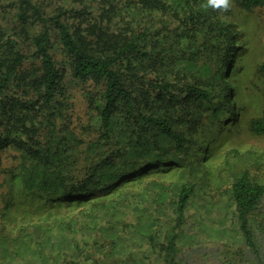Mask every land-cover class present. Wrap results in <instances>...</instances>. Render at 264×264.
<instances>
[{
    "label": "trees",
    "instance_id": "16d2710c",
    "mask_svg": "<svg viewBox=\"0 0 264 264\" xmlns=\"http://www.w3.org/2000/svg\"><path fill=\"white\" fill-rule=\"evenodd\" d=\"M203 1L3 0V3L0 0V148L6 140H14L17 147L27 148L29 158L35 154L44 164H58V150L63 146L62 141L57 138L53 143L55 151H52L51 140H47V137L44 142L40 139L39 131H49L52 125L51 131L54 132L56 123L53 115L63 117L65 77L68 75L84 83L91 81L99 89L96 98L100 104L91 118V125L96 126L98 133L94 143L107 146L103 151L105 159H102V154L97 165V168H102L103 176L92 178L93 167L85 164V172L71 171L58 189L44 193L42 188H36L31 180L17 173L22 178V192L29 195L30 201L33 199L30 193L34 192L57 196L58 204L85 206L90 199L95 198V201L98 200L95 206L100 204L102 208H107L109 205L103 202L111 192L119 190L122 195L126 194L128 191L125 188L134 181L141 180L145 175L165 171L155 170V165L161 166V162L165 161L169 163L168 166L173 162L185 166V162H191L194 153L190 151L195 147L192 145V132L209 116L206 106H210L214 112L224 109L227 114L237 115L238 86L233 81L236 72L231 56L241 33L230 25H223L222 21L214 20V14L223 13L220 8H210L212 20L207 18V25L195 27L193 21L205 17L206 11L195 13L191 5L193 2L202 5ZM238 2L244 9L264 5V0ZM2 20L14 23L15 28L22 26L19 29L23 36L28 33L26 46L17 38L19 31L8 32L5 26L8 23H2ZM189 22L193 29L202 34L201 45L208 52V62L201 66L200 72L175 68L177 60H192L197 53H202L192 49L186 55L181 49L182 45L189 46L185 42L189 38V26L186 27ZM177 24L179 26L175 27ZM212 31L219 37L217 45L212 44ZM55 45L61 54L59 61L52 52ZM257 71L264 79V61L258 65ZM239 94L243 98V93ZM39 116H46L47 124L37 128L35 122ZM248 126L257 134L264 133V116L252 117ZM124 129H129L130 134L122 141L119 135ZM22 136L29 142L21 140ZM133 136L138 141L131 144ZM143 139L145 141L140 146L141 150L136 149L137 156L129 157L135 158L134 163L140 164L119 162L124 171L120 181L116 180V175L113 178L111 171L106 172V166H114L113 161L117 162L123 157L129 147H138L139 141ZM171 150H175L178 157L173 160L160 159V156L167 155ZM149 158L150 161L141 162ZM142 163L143 166L139 167ZM59 171H54L58 172L57 177L60 176ZM136 171L142 172L137 175ZM133 172L136 175L127 181L126 177ZM49 174L51 171L46 168L41 177L45 178ZM251 179L248 171H243L233 180L229 191L233 214L241 234L246 244L254 247L250 214L264 195V183ZM123 180L126 182L122 183ZM193 193L194 184L184 182L176 190L171 213L158 206L138 215L141 219L134 218L131 230L139 224L144 227L153 224L143 233L144 246L149 254L152 252L157 256L156 261L159 262H153L150 255L140 254L145 264L173 263L180 238L179 229L187 216ZM11 197L18 203V199ZM56 203L43 202L32 210L18 207L15 214L8 216L16 222L19 221L17 217L22 216L18 215L19 211H25L24 215L27 216L38 211L37 208L42 205L52 206ZM104 214L108 215L106 210ZM4 215L5 212L0 210V217ZM113 215L106 220L109 221L106 232L110 231V235L105 239L109 241L110 250L116 249L120 232H126V225L130 224L119 216L112 218ZM173 217L174 229L161 226L163 222L168 226ZM53 218L40 232L33 231L36 228L34 224L20 228L19 234L22 231L32 234L28 241L33 250L40 242L43 243L40 247L42 252L49 246H60L58 242L61 240L64 245L54 254L58 264H86L87 258L81 257L82 253L88 250L99 253L103 248L105 240L99 234H96V238L90 234L78 238L73 233V223L63 220L65 229H61L53 222ZM78 224L92 231L90 222ZM49 225L55 226L50 230ZM51 238L57 240L51 241Z\"/></svg>",
    "mask_w": 264,
    "mask_h": 264
},
{
    "label": "rangeland",
    "instance_id": "374dc122",
    "mask_svg": "<svg viewBox=\"0 0 264 264\" xmlns=\"http://www.w3.org/2000/svg\"><path fill=\"white\" fill-rule=\"evenodd\" d=\"M238 1L230 0V7L226 11L221 9L224 14H214L213 17L214 20L217 19V22L222 21L223 25H230L241 33L231 56L232 66L236 72L233 81L238 86V112L237 115L227 114L224 109L214 112L210 106H206L209 108V116L205 117L192 132L194 138L192 145L195 147L190 152L194 154L191 155V162H185V166L175 162L168 166L169 163H164L165 161L161 162V166L155 165V170L164 169L165 171L145 175L140 178L141 180L134 181L125 188L128 191L126 194L122 195L119 190L111 192L103 202L109 205L107 208H102L100 204L95 206V202L98 201H95V198L90 199L85 206L74 203L58 204L57 196L34 192L30 193V197L33 198L30 201L29 195L22 192L23 177L31 180L36 188H42L44 193H51L63 184L71 171L85 172V164L93 167L92 178L103 176L102 168H97V165L100 164L101 155L107 146L99 142L94 143L98 133L96 126L91 125V118L96 114L95 109L100 104V100L96 98L99 89L91 81L85 83L75 81L68 75L64 79L66 100L62 110L63 117L57 118V114L53 115L56 130L51 131L52 125L49 131L38 129L39 133L41 132L40 139L44 142L51 140L52 151H55L53 143L56 139L62 141L63 146L58 150L59 163L44 164L35 154L29 158L25 146L20 148L14 144L16 143L14 140L5 141L4 146L0 148V210L5 212V215L0 217V264H58L54 254L57 249H61L60 246L64 245L63 241L58 242L60 246H49L42 252L40 248L43 246L42 242L36 249L31 248L28 240L32 234H29V231H22L19 234L22 227L32 224L36 227L33 231L40 232L52 217H55L53 222L61 229H65L63 220L73 223V233L77 234L78 238H81L83 234H90L96 238V234H99L105 240L99 253L88 250L89 252L81 254V257L87 258L86 264H145L146 261L140 254L150 255L153 262H159L156 261L157 256L152 252L149 254L144 246L143 233L146 229L152 228L153 224L146 227L139 224L134 226L135 228L132 227V230L130 228L134 218L154 207L162 206L171 213L176 190L184 182L194 184V193L187 207V216L179 229L180 238L172 264H264V195L250 214L254 241V247H250L246 244L239 223L233 214L229 191L233 180L245 170L248 171L252 181L264 183V133L257 134L248 126V121L252 117L264 116V79L257 71L258 65L264 61V5L244 9ZM191 6L195 13L206 11L205 17L202 16L193 21L195 27L207 25V18L212 20V13L209 14V10L213 7L208 6V0H204L202 5L199 2H193ZM5 22L8 23L5 25L8 32L19 31L17 38L26 46L28 33L23 36L22 30L19 29L22 26L15 28L14 23L2 20V23ZM178 26L179 24L175 27ZM188 26L189 38L185 42H188L189 46L182 45L183 53L187 55L192 49L202 53H197L192 60L188 58L177 60L175 68L200 72L201 66L208 62V52L201 45L202 34L192 28L191 22L186 27ZM27 29L26 27V31ZM214 31L211 32V41L213 45H217L219 37ZM207 34L209 36V32ZM52 52L59 61L61 54L56 49V45ZM240 92L243 93V98ZM46 124V116H39L35 122L37 128ZM129 131L124 129L119 138L125 141L130 134ZM21 140L28 141L25 136H22ZM136 141L138 138L133 136L131 144ZM144 141V139L140 140L138 147H129L124 151L123 157L117 162L113 161L114 166L104 168L106 172L111 171L113 178L116 175V180H119L124 172L119 162L133 164L135 158L129 157L137 156L136 149L141 150L140 146ZM161 142L164 144V140ZM132 153L134 154L131 155ZM103 157L102 159H105L106 156L103 154ZM160 157L164 160H173L172 158L178 155L175 150H171L167 155ZM150 159H143L141 162L150 161ZM141 166L143 163L139 167ZM46 168L51 171V174L42 178V171H46ZM55 170H60L59 177H57L58 172L54 173ZM136 172L139 175L138 172L142 171ZM136 172L128 175L127 181H130ZM17 173H21L22 178H19ZM104 177L108 181V178ZM124 182L126 180L122 183ZM118 193L121 194L118 195ZM11 196L18 199V203H15ZM43 202L56 204L42 205L37 208L38 211L27 216L24 215L25 211H19L18 215L22 216L17 217L19 221L13 222L11 216L16 213V208L32 210ZM105 210L108 215L104 214ZM9 214L11 216H8ZM111 215H113L112 218L119 216L130 223L129 226L126 225V232L125 230L120 232V241L115 250H110L109 241L105 239L110 235V231L106 232V225L109 222L106 220H109ZM103 216L104 218L100 220ZM139 219H141L140 216ZM173 219L175 218H172L168 226L165 222L161 226L174 229ZM77 222H90L92 231L81 227V224ZM49 226L51 230L55 225ZM155 235L158 236L157 233ZM51 239V241L57 240ZM131 257L135 259L132 260Z\"/></svg>",
    "mask_w": 264,
    "mask_h": 264
},
{
    "label": "clouds",
    "instance_id": "9594fccd",
    "mask_svg": "<svg viewBox=\"0 0 264 264\" xmlns=\"http://www.w3.org/2000/svg\"><path fill=\"white\" fill-rule=\"evenodd\" d=\"M208 6L226 11L230 7V0H208Z\"/></svg>",
    "mask_w": 264,
    "mask_h": 264
}]
</instances>
